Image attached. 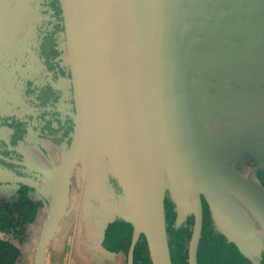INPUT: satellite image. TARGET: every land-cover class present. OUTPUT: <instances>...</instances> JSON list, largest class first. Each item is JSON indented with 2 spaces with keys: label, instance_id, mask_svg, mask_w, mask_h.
Returning a JSON list of instances; mask_svg holds the SVG:
<instances>
[{
  "label": "water",
  "instance_id": "obj_1",
  "mask_svg": "<svg viewBox=\"0 0 264 264\" xmlns=\"http://www.w3.org/2000/svg\"><path fill=\"white\" fill-rule=\"evenodd\" d=\"M52 6L56 13L47 0H0V118L9 126L35 118L25 98L39 101L42 88L61 87L55 107H47L62 111L72 127L69 139L53 142L66 144L56 166L0 154L34 172L0 161V180L28 183L44 196L34 264H45L74 171L71 244L84 215L93 238L121 218L132 225L127 264L140 234L151 264H172L165 188L179 218L194 214L190 264H197L201 194L218 229L234 241L254 239L255 222L264 232V187L255 176L264 170V0H54ZM217 119L225 150L213 134ZM244 156L255 165L239 169ZM91 244L95 262L103 246Z\"/></svg>",
  "mask_w": 264,
  "mask_h": 264
},
{
  "label": "flooded vegetation",
  "instance_id": "obj_2",
  "mask_svg": "<svg viewBox=\"0 0 264 264\" xmlns=\"http://www.w3.org/2000/svg\"><path fill=\"white\" fill-rule=\"evenodd\" d=\"M36 97V96H35ZM26 99L25 110L28 113L36 114V117L33 119V116H29L30 119L24 121L22 118L21 125L26 126L25 128H29L30 124L32 125L38 117H42L41 124H45L48 122L46 119L48 116L50 118L51 113L53 112V107L48 108L47 106H54L57 101L53 97L49 100L45 101H37L33 100L32 96ZM37 99V97H36ZM25 104V102H24ZM47 107V108H45ZM60 114L63 113L59 111ZM45 115V116H44ZM24 116V115H23ZM44 116V117H43ZM67 121L61 122L59 118L56 119V116L53 115L52 121L56 127H61L64 131L67 129L70 123L69 118H66ZM27 123V124H26ZM65 126V128H64ZM61 130V131H63ZM41 148V147H40ZM42 149V148H41ZM4 146L2 141H0V154L4 153ZM43 150V149H42ZM13 156V155H11ZM14 157V156H13ZM22 158V157H19ZM24 159V158H22ZM248 159V158H246ZM0 161L12 169H14L10 163L5 162L2 158ZM247 161V160H246ZM251 167L255 165V162L252 160L247 161ZM37 163V162H36ZM39 164V163H38ZM24 168V166H21ZM22 168V169H23ZM240 169V167H238ZM28 170H24L23 172L16 169V172L22 174H33L34 172L27 168ZM15 170V169H14ZM259 170L256 171V173ZM261 184L264 187V182L261 181ZM26 189L27 196L31 197L32 201L36 202L37 209L36 215L33 222L30 224L29 230L24 232L23 234H17L14 230H1L0 229V239L8 240L13 243L18 248V255L15 261V264H34V251L36 247V243L38 240V235L41 230V226L44 220V196L37 189L29 185L28 183H23L21 181L14 182L11 180H0V203H11L20 200L19 193L25 192L22 189ZM24 189V190H25ZM116 190L118 187L116 186ZM72 196L69 199V204L67 210L62 219V223L64 220H68L69 216H72V220L68 223V227L63 225V227H59L56 230L57 237L64 235L62 240V244L58 248H53L52 243L49 245L46 255H45V264H49L52 261V264H75V251H76V236L74 237V242L71 244V238L73 235V219L75 217V208H76V198L74 204H72ZM24 203H28L26 200ZM201 205H202V220H201V230L198 238V242L195 250V258L197 264H264V232L259 227L258 223L255 222L256 228L250 230L251 234H253L254 239L246 240L240 237L241 240L236 242L233 238L228 237L225 233L221 232L215 220L211 214L208 203L205 197L201 194ZM86 206L84 205V208ZM82 208V207H81ZM164 216H165V228L167 234V241L169 246V252L171 257L172 264H190V243L192 238V232L194 227V214L189 211L184 214L182 218H179L178 205L174 201L171 191L168 188H165L164 191ZM171 219V220H170ZM119 221H125L121 218H115L104 230L102 245L104 248L109 249L111 251H119L122 253V264H127L128 250L131 242L132 235V225L125 221L130 225L131 231L128 240L125 242H119L116 246H111L112 244L109 242L112 232V226ZM171 229L180 233L181 241L180 244V256L178 257V261L174 263L173 254H172V245L170 242V232ZM79 230L78 228L76 231ZM122 234V233H121ZM121 234H117L118 237ZM115 235V234H114ZM142 234H140L139 239ZM33 241L32 249L29 248V242ZM113 236V235H112ZM61 239V238H60ZM60 239H53V242H61ZM138 239V240H139ZM138 242V241H137ZM137 242L133 248V264H139L138 246ZM57 244V243H56ZM56 244H54L56 246ZM51 252V253H50ZM149 254V253H148ZM150 258V256H149ZM51 260V261H50ZM151 261V260H150Z\"/></svg>",
  "mask_w": 264,
  "mask_h": 264
},
{
  "label": "rangeland",
  "instance_id": "obj_3",
  "mask_svg": "<svg viewBox=\"0 0 264 264\" xmlns=\"http://www.w3.org/2000/svg\"><path fill=\"white\" fill-rule=\"evenodd\" d=\"M51 2V3H50ZM52 3H54V0H47V4L50 8L54 10L56 13V9L52 6ZM53 15V14H52ZM51 40V46L54 44V41H56V37L51 36L49 37ZM51 63V67L53 70L58 73L57 67H56V62L53 60ZM202 86H203V81H202ZM204 89V88H203ZM41 90V89H40ZM65 92L61 87H52L48 86L45 88H42V91H39L38 95L39 97H42L41 101L47 100L50 96L56 99L57 97H61L62 93ZM57 100V99H56ZM212 104L210 103L208 96L206 95L204 91V106L205 109L208 110L209 107ZM52 116H50L49 120L45 124H41V119L42 117H38L37 120L27 129L25 128L26 126H22L21 122L19 123H14V126L8 125L7 122V117L0 118V133L2 134V144L5 148L4 154L8 155H13L14 157H22L25 160H30L33 162H37L39 164H49L51 165L53 162L56 165L59 164L62 158V151L65 149L66 144L62 141L61 143H53L56 142L55 140H58L59 138H66L69 139L68 132L72 131V127L69 124L67 127V130L64 131L61 127H56L54 122L52 121L53 115L61 119L62 121H67V117L65 114H60L58 108L54 109L53 112L51 113ZM45 116V115H44ZM43 116V117H44ZM34 119V118H33ZM216 123V128L213 130V134L217 140V142L220 144V146L225 150L226 148V136L224 135L223 128L221 126V123L219 120H215ZM8 126H7V125ZM27 124V123H26ZM67 124V123H66ZM65 128V126H64ZM66 129V128H65ZM63 130V131H61ZM53 143V145H51ZM54 147L55 149L53 150L50 148L51 146ZM43 149H41V148ZM248 158V159H246ZM248 160H253L249 156H244L239 159V162L237 163V166L240 167V169H243L248 166ZM47 161V162H46ZM49 161V162H48ZM254 161V160H253ZM8 163L11 164V166L16 170H19L23 172L24 170H28L26 166L21 167L22 165H19L17 163L7 161ZM51 163V164H50ZM23 168V169H22ZM256 178L261 182H264V170L259 169V171L255 174ZM78 172L74 171L73 178H72V184H71V196H72V204H74L75 198H76V193L78 191ZM47 191V190H46ZM68 220H64L63 225H66L68 227V223L72 220V216L70 215L68 217ZM171 220V219H170ZM60 224V227H63V225ZM112 232L111 237H110V243L112 244L111 246H116L117 243L120 241H127L130 235L131 227L129 224H127L125 221H119L118 223L114 224L112 227ZM122 233V234H121ZM115 234V235H114ZM117 234H121L120 237L117 236ZM58 234L54 237L57 239H60L57 237ZM37 236L33 238L32 241L29 242V248L32 249L33 247V241L36 239ZM181 237L180 233L177 231H174L171 229L170 232V242L172 245V254H173V260L174 263L178 261V257L180 256V242ZM53 242V241H52ZM63 240L61 242H57L56 248L62 244ZM123 257V256H122ZM120 258V260L122 259ZM104 260V258L97 259V261L92 262L91 264H100V261ZM106 264V263H105Z\"/></svg>",
  "mask_w": 264,
  "mask_h": 264
},
{
  "label": "trees",
  "instance_id": "obj_4",
  "mask_svg": "<svg viewBox=\"0 0 264 264\" xmlns=\"http://www.w3.org/2000/svg\"><path fill=\"white\" fill-rule=\"evenodd\" d=\"M25 189V188H24ZM19 193L18 201L0 203V229L14 230L17 234H23L31 227L35 219L37 204L27 196L26 189ZM28 203H24V201ZM139 264H151L144 235L137 242ZM18 248L8 240L0 239V264H15Z\"/></svg>",
  "mask_w": 264,
  "mask_h": 264
},
{
  "label": "crops",
  "instance_id": "obj_5",
  "mask_svg": "<svg viewBox=\"0 0 264 264\" xmlns=\"http://www.w3.org/2000/svg\"><path fill=\"white\" fill-rule=\"evenodd\" d=\"M83 218V217H82ZM86 216L84 215V218L82 220H80L79 223V230H77L76 233V251H75V264H91L93 262V257H95V251L93 252L91 249V243H92V239L95 240V242H98L99 244H102V240H103V235L100 233H96L97 236H95L94 238L92 237V235H94L93 231L91 228L87 229L84 228L83 225L86 223ZM81 225V227H80ZM64 235L61 236V241ZM58 242V241H57ZM52 242V247L55 249L56 246L54 244L57 243ZM103 246V245H102ZM102 249V253L101 257L104 258V260L100 261V264H122V259L120 260V258L122 257V253L119 251H111L109 249L103 248ZM51 253V252H50ZM51 261V260H50ZM49 264H52V261L49 262Z\"/></svg>",
  "mask_w": 264,
  "mask_h": 264
}]
</instances>
